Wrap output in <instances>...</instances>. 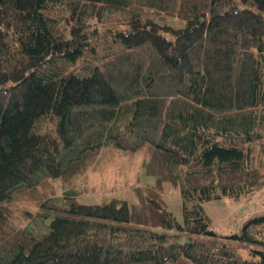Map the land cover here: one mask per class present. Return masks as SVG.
Returning a JSON list of instances; mask_svg holds the SVG:
<instances>
[{
  "label": "trees",
  "instance_id": "obj_1",
  "mask_svg": "<svg viewBox=\"0 0 264 264\" xmlns=\"http://www.w3.org/2000/svg\"><path fill=\"white\" fill-rule=\"evenodd\" d=\"M108 147L144 153L132 202L75 194ZM263 184L264 0H0V264H264V209L218 235L203 206Z\"/></svg>",
  "mask_w": 264,
  "mask_h": 264
},
{
  "label": "rangeland",
  "instance_id": "obj_2",
  "mask_svg": "<svg viewBox=\"0 0 264 264\" xmlns=\"http://www.w3.org/2000/svg\"><path fill=\"white\" fill-rule=\"evenodd\" d=\"M110 14L108 12H101L100 17L89 20V22L95 20L101 35L104 32L123 29L122 27L125 26L123 21L128 19L126 13L114 12L112 15ZM60 27H63L61 23ZM110 42V38H103L102 44L96 45V53L92 54L95 56L94 58L88 57L83 62L78 61L74 65L66 62L61 64L58 61L55 66L57 68L64 66L66 71H77L76 73L79 74L86 73L91 67L101 65L106 60L107 55L110 58L112 51L122 48L119 43L112 41L110 44ZM124 151L111 149L110 147L102 149L95 159L89 161L84 170L75 174L76 176H74L72 183L77 188L67 185L66 189H76L77 192L75 194L85 202L102 203L113 198H126L129 202H132L136 198L134 195H131L132 192L128 187V183H136L137 178L145 183L147 177L145 178L142 175V168L140 166L143 152L138 151L131 156L124 154ZM148 176L150 180H153V176ZM45 186L48 189L44 190L43 193L49 192L46 195L60 194L63 191L59 183L54 180H49ZM39 191L41 192V188ZM37 199L31 200L30 208L36 206ZM164 199L166 208L180 220L182 213L179 192L173 190L166 193ZM24 202L27 203V200ZM203 206L206 215L209 217L211 228L218 235H228L238 232L244 220L253 213L258 214L264 209V184L254 191L252 195L240 196L238 198L223 196L207 200L203 203ZM242 255L246 254L243 252Z\"/></svg>",
  "mask_w": 264,
  "mask_h": 264
}]
</instances>
